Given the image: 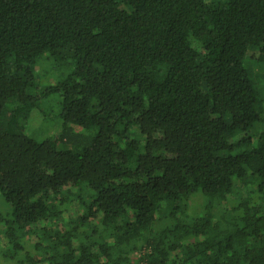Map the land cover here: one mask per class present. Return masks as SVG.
I'll list each match as a JSON object with an SVG mask.
<instances>
[{"label": "trees", "instance_id": "obj_1", "mask_svg": "<svg viewBox=\"0 0 264 264\" xmlns=\"http://www.w3.org/2000/svg\"><path fill=\"white\" fill-rule=\"evenodd\" d=\"M252 67L264 0H0V264H264Z\"/></svg>", "mask_w": 264, "mask_h": 264}, {"label": "rangeland", "instance_id": "obj_2", "mask_svg": "<svg viewBox=\"0 0 264 264\" xmlns=\"http://www.w3.org/2000/svg\"><path fill=\"white\" fill-rule=\"evenodd\" d=\"M251 72H252L253 76H257V75L259 76L258 79H259L260 84H261L260 87L262 86V88H263L264 87V73L259 71L258 69L253 68V67H252V71ZM54 78L57 80L58 79V75L57 74H52L51 76H44V78L42 80V85L53 83ZM262 92H264V90ZM51 111H55V108H51ZM36 127H37V125H36ZM47 131H48V129L47 130L46 129L40 130L39 131V135H38V136H40V138H38V139L39 140L43 139L42 136H44L43 134L46 133ZM58 133L59 132H58V129H57L56 125H54L53 128L52 127L50 128V134L54 135V134H58Z\"/></svg>", "mask_w": 264, "mask_h": 264}]
</instances>
